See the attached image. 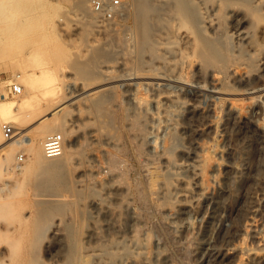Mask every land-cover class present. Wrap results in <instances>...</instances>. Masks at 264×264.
Masks as SVG:
<instances>
[{"label":"rangeland","instance_id":"374dc122","mask_svg":"<svg viewBox=\"0 0 264 264\" xmlns=\"http://www.w3.org/2000/svg\"><path fill=\"white\" fill-rule=\"evenodd\" d=\"M120 1L108 20L87 0H0V77L32 81L0 99L22 109L0 115L21 140L0 163V264H264V67L245 42L264 0H147L146 19Z\"/></svg>","mask_w":264,"mask_h":264},{"label":"bare ground","instance_id":"6f19581e","mask_svg":"<svg viewBox=\"0 0 264 264\" xmlns=\"http://www.w3.org/2000/svg\"><path fill=\"white\" fill-rule=\"evenodd\" d=\"M75 1V0H74ZM135 1H137L136 2V6L138 7V9L139 10H141V12H143V13H141V15L144 17V19H146L145 18V16H146V11H147V9H148V3H147V0H135ZM158 1V0H157ZM162 1H165V0H162ZM166 1H168V0H166ZM176 4H178V3H176ZM200 4L201 5H204V2H200ZM75 5H77V9H80L81 10V12L82 13H85L86 14V11H85V9H86V3L85 2H83V3H81V2H79V3H76ZM119 11L120 10H118L117 11V13H119ZM96 13V12H95ZM116 13V14H117ZM115 14V15H116ZM99 15V14H98ZM167 23V22H166ZM169 24V23H168ZM256 24H257V29H258V35H259V39H260V42L259 43H255L251 38H248V39H250L249 41H248V39H247V41L244 39L245 37H243V39L245 40V42H247V46H249V48H251V50L253 51V52H258V62H259V66L260 67H264V46H262V43H264V19L263 18H261V19H258L257 21H256ZM167 25V24H166ZM170 25V24H169ZM164 26V25H162V26H164V28H162V27H159L158 29H157V31H156V36H158L157 38H159L160 40H159V43H160V45H162V47L164 46V53H163V55L162 56H158V57H153V59L155 60L156 58H158V59H163V57H164V59L165 58H167V59H169L168 57H171V56H166V55H168V54H171L169 51H168V49H169V45L170 44H172V41L170 40V36H171V33H172V29L170 28V26ZM144 26H146V24L144 23ZM147 27V26H146ZM148 29V28H147ZM176 33V31H174L173 32V34H175ZM236 33H237V35L239 34L240 36H241V34L242 33H244V32H242L240 29H237L236 30ZM238 38H240V37H238ZM242 38V37H241ZM148 37L146 38V36H145V39H143V41L141 42L142 43V46H146L147 45V43H148ZM183 40H184V42H185V44H189V45H192V40H191V37H190V34H188V33H186L184 36H183V38H182ZM242 39V40H243ZM140 43V44H141ZM151 43V42H150ZM159 43H158V45H159ZM149 45V44H148ZM147 45V46H148ZM158 45H157V47H158ZM143 47V48H144ZM161 47V48H162ZM0 53H2V52H0ZM2 55H4L3 53H2ZM8 56V55H7ZM11 57V56H10ZM9 57V59H13V57H11L10 58ZM5 59V58H4ZM7 59V58H6ZM167 59H165V60H163V63H165V64H168V63H170ZM17 60V58H15V61ZM152 60V59H151ZM12 62V61H11ZM10 63V62H9ZM164 65V64H163ZM11 66V65H10ZM165 66V65H164ZM163 66V67H164ZM169 66V65H168ZM175 66V65H174ZM17 67L19 68V70L22 72V73H26V67H24L20 62H19V60L17 61ZM166 67V66H165ZM169 68V67H168ZM170 68H173L172 66L170 67ZM171 71V70H170ZM172 75V74H171ZM174 75V74H173ZM13 78H15V79H17V81H18V83L22 86V93L20 94V95H18V96H24V97H27L28 95H29V93H28V89H27V86L28 85H30V86H32V81H29V83H28V85L26 86V84H24V83H20V78H21V76H14V77H11V79H13ZM23 90H24V93H23ZM78 93H80V90L78 91V90H74L73 88H71L69 91H67L66 92V96L64 97V100H65V103H64V106L60 109V112H56V113H54L53 115H54V124H53V126H51V129H50V134H52V132L54 131V129H60V127H61V123H59V121H60V119H61V117H60V115H63V114H61V113H63V112H67V110H68V106H71L70 105V100L72 99L73 100V98L74 97H76V96H78L79 94ZM169 95H171V96H169V98L170 99H174V97H172V94H169ZM2 96V95H1ZM1 96H0V99H1ZM174 96V95H173ZM2 98H3V100L1 99V101H4L5 99H6V95L5 96H2ZM21 101V100H20ZM19 102V101H18ZM18 102H15V101H13V102H9V104H3V103H1L0 104V115H4V114H9V113H11V112H15V113H17L18 114V116L17 117H19L20 116V111H22V109H21V107H20V105L18 104ZM69 102V103H68ZM74 102V101H73ZM72 102V103H73ZM184 103H187V102H184ZM64 117H67V116H65L64 115ZM68 119V118H67ZM62 120V119H61ZM65 121H67V120H65ZM63 124V123H62ZM174 124V123H173ZM61 130V129H60ZM17 135V134H16ZM16 135H12V137L11 138H7L6 136H5V134H4V131H3V128L0 126V163L2 164V165H5V164H7L9 161H10V159L12 158V156L14 155V152L16 151V147H15V144H18V143H20L21 142V140L20 139H18V137L16 136ZM60 135H61V133H60ZM62 136V135H61ZM4 137H6V140L4 139ZM15 143V144H14ZM44 150H45V148H44ZM67 151V149H66V146L64 145V140H63V148H62V152L58 155V156H47V157H59V156H61L64 152H66ZM30 152H31V155H32V158H33V165L35 166V167H37V169L39 168V169H43V170H53L56 166L54 165V164H47V162L44 160V155H43V153H42V150H37L36 149V147H34V146H32V147H30ZM45 155H46V152H45ZM47 161H50V160H47ZM182 168V167H181ZM36 169V168H35ZM178 169H180V168H178ZM6 229V228H5ZM7 231V230H6ZM2 232V231H1Z\"/></svg>","mask_w":264,"mask_h":264},{"label":"built area","instance_id":"2783aa9c","mask_svg":"<svg viewBox=\"0 0 264 264\" xmlns=\"http://www.w3.org/2000/svg\"><path fill=\"white\" fill-rule=\"evenodd\" d=\"M90 7L99 14L102 18L112 19L121 7L120 0H87ZM4 89L5 92L0 96L12 95L18 96L22 93V86L18 83L17 79L2 78L0 77V90ZM3 131L7 138H11L14 134V127L11 124L4 123ZM63 137L60 134H53L48 136L44 142V148L47 156H58L62 152ZM19 161H23V156L19 157Z\"/></svg>","mask_w":264,"mask_h":264}]
</instances>
